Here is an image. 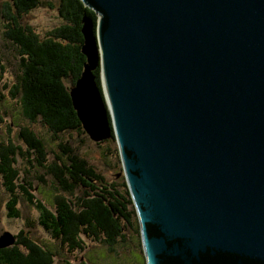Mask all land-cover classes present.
<instances>
[{"label":"water","instance_id":"water-1","mask_svg":"<svg viewBox=\"0 0 264 264\" xmlns=\"http://www.w3.org/2000/svg\"><path fill=\"white\" fill-rule=\"evenodd\" d=\"M81 2L68 94L114 140L144 264H264V0Z\"/></svg>","mask_w":264,"mask_h":264},{"label":"trees","instance_id":"trees-1","mask_svg":"<svg viewBox=\"0 0 264 264\" xmlns=\"http://www.w3.org/2000/svg\"><path fill=\"white\" fill-rule=\"evenodd\" d=\"M41 2L0 0L2 36L14 49L18 65L9 95L17 99L25 121L38 122L46 128L58 142L61 155L49 162L43 140L25 125L17 133L24 150L10 140L0 143V184L7 195L6 217H20L16 206L22 200L37 211V224L69 253L85 247L82 238L94 240L111 252L118 240H126L124 232H131L128 237H134L136 247H141L123 177L107 182L100 170L81 155L72 137L78 134V142L88 139L72 109L68 89L80 76L85 61L80 50L81 18L88 14L95 22L96 16L81 0H58L57 12L63 22L39 38L22 20ZM4 72L0 64V81ZM93 73L99 86L98 69ZM64 134L68 139L61 141ZM104 142L114 144L113 138ZM111 154L119 163L115 146L111 147ZM24 157H28L25 163L29 168L52 177L57 194L52 196L50 207L34 196L27 173L20 176L18 161ZM39 182L45 184L44 178L40 177ZM14 237L11 247L0 249V264H54L56 251L35 240L29 231L20 229Z\"/></svg>","mask_w":264,"mask_h":264},{"label":"rangeland","instance_id":"rangeland-1","mask_svg":"<svg viewBox=\"0 0 264 264\" xmlns=\"http://www.w3.org/2000/svg\"><path fill=\"white\" fill-rule=\"evenodd\" d=\"M57 2L58 0H42L41 6L33 9L23 17V24L28 25L39 38H44L49 31L63 22L57 12ZM47 5L52 7L50 8ZM2 31L0 22V64L5 71L0 81V143L10 140L24 150L23 144L17 138V133L20 126H28L43 140L48 153L47 160L51 162L55 160L56 156L61 155L57 148L58 142L50 137V133L42 124L25 121L20 115L17 99H13L9 95L10 86L14 83L15 75L18 73V65L14 49L3 38ZM65 135H61V141L66 140L67 136ZM72 137L75 140L74 145H77L81 155L100 170L107 182H115V178L121 176L120 165L111 154V147L115 146L114 144L110 142L95 144L88 139H81V142H78V134H73ZM32 157L30 156V159ZM26 159L28 157L18 161V167L21 170L20 176H25L24 172L27 173V181L35 189L33 191L34 196L50 207L52 196L57 194L55 191L57 187L51 176L44 175V172L36 171L34 168H29L25 163ZM40 177L44 178L45 184H40ZM6 196L0 184V235L3 232L16 234L20 229H26L35 240L56 251L54 264H64L66 261L70 264H143L141 247H136L134 237H128L132 235L131 232H124L126 240L124 242L118 240L111 252H108L106 246L94 240L82 238L85 247L81 251L69 253L37 224V211L22 200L16 206L20 212V217L8 219L4 208ZM63 196L65 195L63 194Z\"/></svg>","mask_w":264,"mask_h":264},{"label":"flooded vegetation","instance_id":"flooded-vegetation-1","mask_svg":"<svg viewBox=\"0 0 264 264\" xmlns=\"http://www.w3.org/2000/svg\"><path fill=\"white\" fill-rule=\"evenodd\" d=\"M139 239H140V236H139Z\"/></svg>","mask_w":264,"mask_h":264}]
</instances>
